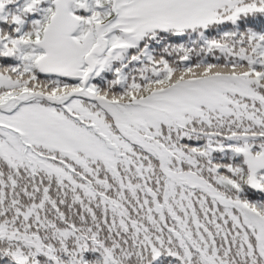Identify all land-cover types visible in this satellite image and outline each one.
<instances>
[{
	"label": "snow or ice",
	"instance_id": "snow-or-ice-1",
	"mask_svg": "<svg viewBox=\"0 0 264 264\" xmlns=\"http://www.w3.org/2000/svg\"><path fill=\"white\" fill-rule=\"evenodd\" d=\"M0 264H264V0H0Z\"/></svg>",
	"mask_w": 264,
	"mask_h": 264
}]
</instances>
